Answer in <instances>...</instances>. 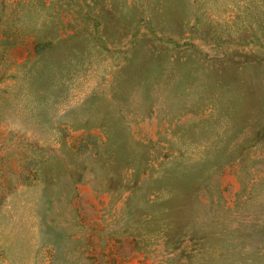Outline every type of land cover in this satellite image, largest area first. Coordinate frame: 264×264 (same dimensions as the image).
I'll list each match as a JSON object with an SVG mask.
<instances>
[{
    "label": "rangeland",
    "instance_id": "rangeland-1",
    "mask_svg": "<svg viewBox=\"0 0 264 264\" xmlns=\"http://www.w3.org/2000/svg\"><path fill=\"white\" fill-rule=\"evenodd\" d=\"M0 264H264V0H0Z\"/></svg>",
    "mask_w": 264,
    "mask_h": 264
}]
</instances>
